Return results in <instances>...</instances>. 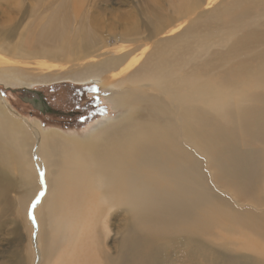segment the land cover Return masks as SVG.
<instances>
[{
    "label": "bare ground",
    "instance_id": "6f19581e",
    "mask_svg": "<svg viewBox=\"0 0 264 264\" xmlns=\"http://www.w3.org/2000/svg\"><path fill=\"white\" fill-rule=\"evenodd\" d=\"M53 2L61 8L59 17L35 35L32 46L40 43L52 61L64 57L72 64L90 59L89 65L74 71L76 75L106 78L130 71L120 84L130 82L126 100L135 103L137 113L83 140L45 132L16 118L0 97L1 213L18 212L23 221L14 230L17 247L28 240L30 230L28 248L35 251L39 264L48 257L58 264H130L131 253L141 264L167 246L169 241L159 244L163 238L198 234L218 210L208 202V210L197 221L193 203L186 201L198 187L193 152L205 155L214 183L221 180L240 193L251 190L254 162L235 147L234 113L222 104L220 93L197 80L195 55L208 53L213 38L198 34L199 11H207L214 0H172L167 8L160 2L144 4L148 15L144 23L132 20L133 13L129 20L123 15L128 23L122 40L127 44L113 51L106 49L107 41L92 34L102 31L95 24L106 23L95 8L103 4L107 9L114 0ZM71 30L79 35L69 37ZM10 34L9 39L15 36ZM256 35L247 33L244 44L261 41L253 39ZM189 37L194 41L186 42ZM5 40L0 37L1 50ZM210 62L204 67L208 69ZM239 64L237 72L242 74L247 65ZM5 75L6 70H0V79ZM51 76L55 75L48 79ZM255 79L264 85L263 61L255 69ZM255 98L260 105L242 109L241 125L249 138L263 141L264 97ZM218 119L228 125H218ZM110 239L117 244L113 253Z\"/></svg>",
    "mask_w": 264,
    "mask_h": 264
},
{
    "label": "rangeland",
    "instance_id": "374dc122",
    "mask_svg": "<svg viewBox=\"0 0 264 264\" xmlns=\"http://www.w3.org/2000/svg\"><path fill=\"white\" fill-rule=\"evenodd\" d=\"M171 1L114 0V4L109 3L111 7L107 9L102 4L95 9H98L97 14L106 23L103 26L100 20L102 25L95 24L102 31L95 30L92 37L107 41L105 47L109 51L118 50L127 44L122 36L129 14L132 16L133 13L132 20L144 23L148 17L144 4L160 2L167 8ZM58 5L53 0H21L20 5L12 0H0V37L6 39L4 49H0V70H6L7 75L5 79H0V97L9 106L11 111L8 110L13 116L40 126L45 132H58L83 140L88 136L94 138L123 118L136 116L135 103L126 100L130 82L120 84L127 79L130 71L113 72L106 78L86 77L82 72L76 75L73 73L89 65L90 59L67 64L64 57L56 61L47 58L40 43L39 47L34 48L30 41H34L38 32L59 17L61 8ZM168 10L171 12L173 9ZM199 13L198 34L205 37L209 33L213 38L208 53L195 55V62L199 65L197 80L199 84L213 87L220 93L222 104L234 113L237 136L235 147L240 153L251 156L254 162V176L249 179L251 190L240 193L221 180L214 183L209 172L211 166L205 155L192 151L198 187L197 192L186 201L193 203L197 221L208 210V202L213 203L218 210L213 220L201 228L198 234L190 237L184 234L174 237L170 234L167 236L170 240L163 238L159 244L165 246L169 241L167 246L141 264H264V140L249 138L241 125L242 109L259 106L260 101L255 97H264V85L255 79V69L260 61L264 63V0H214L207 11ZM125 14L128 20L127 16H123ZM86 31L91 35L89 27ZM249 32H256L258 35L253 39L260 38L261 41L244 44V37ZM10 33L15 34L11 39L8 38ZM67 35L75 37L79 32L71 30ZM185 41L192 42L194 39L189 37ZM76 42L80 41L76 39ZM138 54L140 52L136 53V57ZM115 56L118 58L119 54ZM209 61L207 69L204 63ZM240 62L247 65L243 75L237 72ZM209 73L210 77L207 76ZM120 74L124 75L120 77ZM50 75L56 78L51 76L53 78L48 79ZM148 92L153 93L152 90ZM216 122L220 126L228 125L223 119ZM14 159L11 161L15 164ZM12 176L14 179L19 178L17 175ZM201 202L204 206H197ZM0 214V264H39L35 251L28 248L30 230L29 234L26 230L28 240L22 244L23 248L17 247L14 230L16 227L19 230L20 221H23L18 212L14 209L13 212L1 213L0 209ZM120 223L119 219L117 225ZM116 246L111 239L108 240L111 253ZM130 256V264H138L133 261V253ZM44 264H58V261L48 257Z\"/></svg>",
    "mask_w": 264,
    "mask_h": 264
}]
</instances>
